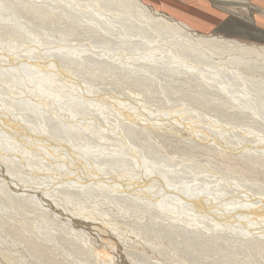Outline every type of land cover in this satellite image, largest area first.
<instances>
[{
    "label": "bare ground",
    "instance_id": "obj_1",
    "mask_svg": "<svg viewBox=\"0 0 264 264\" xmlns=\"http://www.w3.org/2000/svg\"><path fill=\"white\" fill-rule=\"evenodd\" d=\"M1 1L8 7L4 9ZM10 15L16 16L20 28L29 27V31L38 34L37 39L30 42V37L14 31L7 19ZM55 34L63 41L73 39L77 44L93 46L84 54L74 53L81 57L43 46L40 52L30 49L36 41L55 44ZM129 36L134 39L130 50L137 53L129 54L125 45ZM114 39L118 44L112 43ZM140 54L147 60L138 58ZM171 63L176 65L165 69L172 77L175 75L169 72L181 69L178 63L201 69L184 76L200 85V89L207 85L212 90L186 95L175 90L180 89L175 79L169 89L155 92L176 93L189 103L176 107L159 100L156 108L119 102L113 85L96 87L97 82L107 79L103 70H119L125 76L137 70L165 75L158 68ZM90 64L104 69L101 73L83 69ZM68 73L76 77L71 78ZM201 77H236L264 99V44L203 34L144 0H0V178L8 185L6 191L0 186V193L22 210H50L53 204L73 224L80 220L96 224L91 219L109 212L101 208L114 203V199L124 204V213L130 216L137 213L135 210L146 213L157 208L162 213L151 216L164 219L168 225L144 229L130 223L129 229L144 237L153 233L179 234L186 244L184 254L196 264H204L206 256H215L219 264L220 259L229 260L241 253L246 255V264L250 255L264 258V235L256 232L257 226L249 225L257 223L264 232V185L253 183L254 178L264 179V123L250 115L240 117V113L249 114L248 107L237 104ZM125 80L135 83L133 78ZM257 89L262 94H256ZM145 94L150 96L151 92ZM205 94L226 100L223 102L229 105L226 110L209 112L227 117L217 119L224 121L214 125L221 130L212 126L206 133L207 139L212 148L225 144L233 151L214 149L215 155L201 164L192 156L202 159L205 155H201L200 149L209 151L211 147L200 146L192 138L178 137L199 134V122L214 123L194 115L202 112L200 108L216 103L204 99ZM245 96L252 97L250 93ZM232 106L235 111L230 109ZM261 112L264 113V106ZM159 130L166 133L162 135ZM199 140L197 137L196 141ZM173 149L179 153H173ZM212 157L225 169L230 166L224 161L243 162L229 168L231 173L221 175L218 167L212 165ZM24 167L40 173L32 176ZM73 186L77 187L73 194L78 198L84 194L85 200H90L93 195L96 198V192L103 196L91 206L67 207L58 194L71 193L69 188ZM24 197L28 201L20 200ZM170 211L174 213H166ZM227 213H232L235 224L214 220ZM0 221L4 226L10 220L0 216ZM230 227L242 236L224 234ZM19 228L24 229V225ZM102 231L109 234L108 229ZM47 235L49 240L53 238L52 234ZM13 236L27 239L43 264H67L44 246L37 231ZM118 239L115 243L109 241L111 249L123 247L124 253L130 254L131 246L122 237ZM218 243L224 247L216 250ZM189 248L201 257L188 255ZM76 252L83 254L80 246Z\"/></svg>",
    "mask_w": 264,
    "mask_h": 264
},
{
    "label": "rangeland",
    "instance_id": "obj_2",
    "mask_svg": "<svg viewBox=\"0 0 264 264\" xmlns=\"http://www.w3.org/2000/svg\"><path fill=\"white\" fill-rule=\"evenodd\" d=\"M144 1L152 4L153 7H155L156 9L164 11L157 4L151 3L148 0H144ZM157 1L160 2V0ZM1 3L2 5H4V9L8 7L5 2L1 1ZM259 3L261 2H256L255 4L260 5ZM242 4H246V5L248 4L247 6L249 7V10L246 7H244ZM236 6L238 7L236 11L238 14H236L237 16L234 15L235 17L241 19L247 18L248 20L252 19L253 21L259 22V19L257 17V12L255 9L251 10L252 6L249 2L242 3L241 0H236ZM7 19L8 21L12 22V24L11 25L9 24V26H13L14 31L18 30L19 33H22L26 37H30L31 39L28 38L30 42L32 39L33 40L37 39L38 34L36 33L34 34V31L32 30L29 31L28 30L29 27L27 28L19 27L17 23L18 19L16 18V16L10 15L7 17ZM228 19H232V16ZM261 22L264 23V18L261 20ZM35 28L37 29V26H35ZM203 34H210V33H203ZM236 35L241 36L239 34ZM52 36L55 37L54 39L56 41L58 40L55 44L46 45V44H42L39 41H36L34 42V44L36 43V45L35 46L32 45L30 49L35 50V52H40L42 51V46H43V47H49L51 51L60 49L66 51L72 56L81 57V56H77L74 53L84 54V52H86V50L89 49V47L93 46V44L91 43L77 44V41L73 39L63 41L59 39V36L57 34ZM132 37L133 36H129L127 38V43L125 44L127 45L128 51L130 52L129 54L137 53L130 50L131 48L130 44L134 45V43H132L131 41L134 40ZM39 39L41 41H44V39H41V36H39ZM112 43L118 44V41L114 39ZM103 44L106 45V43L104 42ZM257 44H264V43H257ZM108 45L110 47V43H108ZM73 48H78V49H73ZM141 55L142 54L138 55V58H141L142 61H146L147 60L146 57H140ZM153 58L154 57L150 56V60L151 59L153 60ZM171 65H176V64L171 63L167 65H161V68H158L159 70L163 71L165 75L160 74V72H154L150 74L149 72L144 70H142L143 72L137 70L135 74L125 76L124 74H122V72H119V70H117L118 72H116L110 69L112 70V73L111 72L108 73L105 70H103L102 74H104V76H107V79L104 81L100 80V82H97L96 87L100 88L106 85H113L114 89L117 90L116 93H119L118 96L121 99V101L119 102L124 103L126 105H131V104H136L140 106L152 105L156 108H158L159 100L160 101L164 100L165 102H167V105H172L176 107L183 103H189L188 100H184L181 97V95H178L176 93L173 94L167 93V95H162L158 92H155L161 89L162 90L169 89V85L170 87H172V85L175 83L173 80L175 79L178 81L175 84H177L178 87H180V89H175V90L182 91L186 95H190V94L199 95L201 91H205L208 88V86L205 85L206 89L204 88L200 89L201 88L200 85L194 83L193 81H190L189 78H186L187 76H184L189 73L200 71L201 69L198 70L195 66H191L189 64L183 65L181 63H178L177 65H180L181 69H178L173 72H169L175 75L174 77H172L170 76V74H168L167 71V69H170L172 67ZM90 66H92V64L85 65L83 69L92 70L96 72H100L102 69H104L102 67L94 66V65L92 66L93 68L88 69ZM152 66L155 67V65ZM67 75L71 78L76 77V75L73 73H68ZM126 77L133 78L135 83L133 81H126L125 80ZM201 78L207 80L210 86L216 87L223 95L228 96V98L234 99L237 102V104L247 106L249 114L243 115L242 113L239 112L240 117L243 116L249 118L246 115H250L251 118L260 119L261 120L260 122L264 123V113L261 112V108L264 106V99L252 93L248 89L247 87L248 84L246 82L242 80L238 82V79L236 77L234 78L229 77L228 79H221V80L220 79L208 80L205 77H201ZM160 86L163 87L160 88ZM211 88H208V90L211 91L212 90ZM208 90L207 92H209ZM145 92H151V95L148 96L145 94ZM247 93H250L252 97L245 96ZM255 93L258 95L262 94V92L258 89L257 92ZM204 97H205L204 99L212 100L215 101L216 103L206 105L207 108H202V109L200 108V111L202 112H200L199 115L196 114L194 115L197 117L199 116L200 119L206 117L208 118L207 119L208 121L213 120L214 123L213 124L210 123L206 125L199 122L198 124H196L198 128L197 130H199L198 131L199 134L197 135L189 134L188 136L178 137L184 139L186 138L189 140H191L192 138L194 142L199 144L200 146L211 147V150L209 151H205L204 148L200 149L201 155H205L203 157L200 156L202 159L192 156L193 160H199L198 162L201 164H206L205 159L212 154L215 155L214 152L217 151L214 149L218 148L223 152L233 151L231 147L229 149L227 146H225V144H220L215 148H212L211 142L207 139V134H206L209 133L208 130L209 129L211 130L212 128L221 130L219 129V127H216L214 125L222 124L221 122L224 121L217 119H225L227 115H222L218 113L214 114V113L217 110H224V109L226 110L229 105L225 104L226 100H223L225 101L223 102L221 101L222 99L219 100L218 98L210 97L208 94H205ZM195 108H198V106H195ZM208 108H216V109L211 110ZM230 109H232L233 111L236 110L235 107L233 106ZM232 110H229L228 112H233ZM209 112H214V113H209ZM159 132L162 133V135L166 133L161 130H159ZM197 137L200 139L198 142L196 141ZM183 144L186 147L189 146V143L183 142ZM171 151L173 153H179L177 149H173ZM190 156L191 155H189L188 157ZM212 159L214 160L212 165L218 167L217 170L221 175L224 172H230L229 168L239 167L243 162V160H237L238 162L236 163H230L228 161H224L223 162L224 164L230 166L227 169H225L220 165H217L216 163L217 160L215 157H212ZM24 170L31 173L32 176H38L40 173L37 172L35 169L29 167H24ZM247 176L249 177L253 175H247ZM2 180L3 178H0V186L3 187L4 191H6L7 190L6 186L8 185L3 184ZM255 182L264 185V179L262 177L254 178L253 183ZM74 188L77 187L73 186L69 188L71 193L64 192L58 194L59 199L67 207L91 206L92 202L96 200V198H100L103 196L102 194L96 192V198L93 195V197L90 198V200H85L86 196L84 194H81L79 198L77 196H74L73 194ZM81 188L84 190L85 187H81ZM86 188H91V187L87 186ZM21 199L28 201V199H26L25 197L20 198V200ZM218 202L215 201L214 203H218ZM101 209L103 211L107 209L110 211L107 213H99L98 215L95 216V218L91 219L93 220V222L96 223L94 224L95 226L93 224H87L89 222L87 220H80V222L73 224L72 222H70L60 214L63 213V210L56 209V207H54L53 204L51 205L50 210L47 209L45 210V208L36 209L29 207H27L25 210H22L15 203H12L11 200L6 197V195L0 193V216L4 217L5 219L8 218L10 220L4 226H1L0 224V264H43V261L41 259L38 260V258L34 254L27 239L24 238L17 239L14 238L13 236L14 233L19 234V232H21L24 235L26 234L30 235V232H36V231L38 232L41 240L43 241L44 246L46 245L50 249L54 250L57 253L58 257L67 264H196L194 261L188 258L189 256L187 257L184 254V252H186L185 250L186 244L183 242V237H181L179 234L167 233L166 235H161V234L153 233V234H146V237H144L143 235L134 234V231L129 229L128 226L130 223H132L133 226L142 227L144 229H148L150 226L161 228L168 225L169 223L164 219L151 216L154 213H162L157 208L150 210L146 213H141V211L135 210L137 213H133L134 216H130L128 213H124L125 210L124 204L121 201L114 199V203L109 202V204H104V206H102ZM54 213H58L59 216L56 217ZM166 213H174V212L170 211ZM227 214L228 215L224 217H216V218L214 217V220L220 223L222 222L233 223L231 218L234 219V216H232V213H227ZM205 218H207V216H205ZM14 224H16V227H14ZM21 224L24 225V229L19 228ZM249 225L250 227H254V228H256L257 226L258 228H256L257 229L256 232L264 235V232L260 229V225H257V223H254L253 225L249 223ZM94 227L100 229L101 231L99 232L93 229ZM105 229L109 230V234L107 232L102 231ZM205 232L208 235L210 234L208 231ZM47 234H52L53 238L49 240ZM224 234L226 235L236 234L242 236V234L239 233V230L233 229L231 227L230 230H226ZM119 236L125 240V243L127 245L131 246V248L129 249H132L133 251L131 250L130 254L124 253V250L122 249L123 247L119 248L118 250L111 249L109 241H113V243L119 242L118 239ZM79 246L81 247V250L83 252L82 255L76 252ZM223 247L224 245L218 243L214 247V249L218 250V249H222ZM142 253H145L147 257H144ZM214 253H211V255L216 254ZM192 254L199 255L201 257L199 253H197L196 251L194 252L192 248H189L188 255H192ZM118 256L120 257L119 262L116 261V257ZM206 258L207 261L204 264H219L215 256H211V257L206 256ZM245 258L246 255L244 253H241L232 256V258L229 260L227 259L223 261L222 259H220L219 261L222 262V264H246ZM248 260H249V264H264V258H258L250 255L248 256Z\"/></svg>",
    "mask_w": 264,
    "mask_h": 264
},
{
    "label": "crops",
    "instance_id": "obj_3",
    "mask_svg": "<svg viewBox=\"0 0 264 264\" xmlns=\"http://www.w3.org/2000/svg\"><path fill=\"white\" fill-rule=\"evenodd\" d=\"M148 1L157 4L164 10L163 12L170 14L201 33L221 34L228 38L239 39L245 42L251 41L250 43L256 44L264 43V23L261 22L264 18V0H241L242 3L249 2L252 6L251 10H256L259 22L253 21L250 18L251 21L247 18L241 19L235 17L234 15L238 14L236 12L238 9L236 0ZM256 2L261 3L257 5L255 4ZM242 5L249 10L248 4ZM231 16L232 19H228ZM236 34L241 36H237Z\"/></svg>",
    "mask_w": 264,
    "mask_h": 264
}]
</instances>
